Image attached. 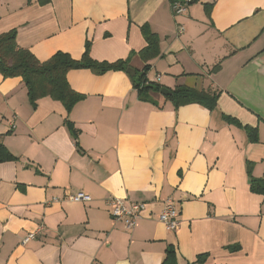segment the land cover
Masks as SVG:
<instances>
[{"label": "crops", "instance_id": "0c3cea01", "mask_svg": "<svg viewBox=\"0 0 264 264\" xmlns=\"http://www.w3.org/2000/svg\"><path fill=\"white\" fill-rule=\"evenodd\" d=\"M44 1L0 0V35L15 29L40 62L79 60L88 42L96 61L125 60L147 46V25L161 50L150 81L222 94L210 111L153 93L159 108L139 100L127 71L72 70L85 98L68 113L50 97L34 109L22 78L0 73V143L14 157L0 162V264H163L169 246L177 264H264V196L247 168L264 179V0H200L180 15L175 0ZM145 65L135 55L130 68ZM111 198L148 205L135 229L111 218ZM169 198L176 232L159 221Z\"/></svg>", "mask_w": 264, "mask_h": 264}, {"label": "trees", "instance_id": "16d2710c", "mask_svg": "<svg viewBox=\"0 0 264 264\" xmlns=\"http://www.w3.org/2000/svg\"><path fill=\"white\" fill-rule=\"evenodd\" d=\"M200 0H191L189 6L198 3ZM43 2V0H40ZM44 2H47L45 0ZM213 4L204 6L206 14L210 16ZM142 33L146 40L147 46L139 53H132L125 60L117 62H99L91 57L90 43H86L85 51L81 59L76 60L65 52H57L46 62H40L29 50L23 49L17 44V31L11 30L0 35V73L4 78H22L28 90V97L32 107L35 109L40 99L50 97L53 100L63 104L68 113L82 101L85 97L75 92L69 85L67 75L72 70H90L96 75H103L110 71H127L131 67L132 58L138 55L146 65L142 71L137 72L133 81L134 89L137 91L138 98L144 102H152L156 107H161L150 96L153 93L161 94L164 86L148 79V73L151 66L148 64L161 56L160 39L158 35L152 32L149 26L142 27ZM220 66L213 68L217 72ZM171 95L164 96L166 101H170L175 109L189 104H200L210 111L217 109L218 100L222 92L219 90H199L186 86H179L171 91ZM224 120L230 124L241 127V123L236 119L223 116ZM68 128L77 137V130L71 123L67 122ZM243 127V126H242ZM249 141L252 143L259 142L257 128L244 127ZM14 157L0 143V162L13 160ZM248 174L250 177L251 191L255 194L264 196V179L256 178L252 174V163H248ZM163 264H177L175 250L172 246L167 248L166 258Z\"/></svg>", "mask_w": 264, "mask_h": 264}, {"label": "built area", "instance_id": "2783aa9c", "mask_svg": "<svg viewBox=\"0 0 264 264\" xmlns=\"http://www.w3.org/2000/svg\"><path fill=\"white\" fill-rule=\"evenodd\" d=\"M191 0H175L172 4L173 12L176 15L183 14L187 11ZM183 29H181V32ZM160 77H158V80ZM65 201L72 203L91 202L90 195L84 192H66ZM147 204L141 202H131L127 204L120 198H111L108 202V211L111 218L117 222L124 224L127 230H133L136 228L142 213L147 210ZM180 210L174 199H167L164 202L163 208L159 215V221L163 223L166 229L170 232H176L180 226ZM39 232L30 234L24 240L27 243L30 240L36 239Z\"/></svg>", "mask_w": 264, "mask_h": 264}, {"label": "water", "instance_id": "95a60500", "mask_svg": "<svg viewBox=\"0 0 264 264\" xmlns=\"http://www.w3.org/2000/svg\"><path fill=\"white\" fill-rule=\"evenodd\" d=\"M128 74H130L131 76H135L136 75V71L133 68H128L127 69ZM162 95L167 96V95H171L172 92L167 90V89H163L161 92Z\"/></svg>", "mask_w": 264, "mask_h": 264}, {"label": "rangeland", "instance_id": "374dc122", "mask_svg": "<svg viewBox=\"0 0 264 264\" xmlns=\"http://www.w3.org/2000/svg\"><path fill=\"white\" fill-rule=\"evenodd\" d=\"M199 4L201 3L200 1L198 2ZM197 4V3H196Z\"/></svg>", "mask_w": 264, "mask_h": 264}]
</instances>
